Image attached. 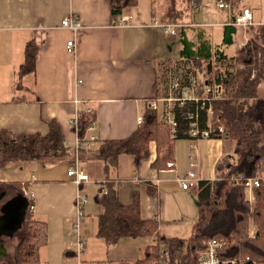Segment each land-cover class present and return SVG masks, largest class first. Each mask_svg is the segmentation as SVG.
Segmentation results:
<instances>
[{"label": "crops", "instance_id": "obj_1", "mask_svg": "<svg viewBox=\"0 0 264 264\" xmlns=\"http://www.w3.org/2000/svg\"><path fill=\"white\" fill-rule=\"evenodd\" d=\"M156 1L158 7L162 0ZM202 1L198 0V6L191 8L183 22L191 27L204 26L213 44L227 56L235 55L248 40L247 28L240 26L233 43L223 42L224 25L233 20L234 13L247 6L252 10L251 25L264 24V0H240L236 7L229 1L231 8H221L218 0H211L209 14H196ZM153 2L139 0L126 10L124 15L129 19L119 22L120 18L115 20L111 13L110 0H0V127L15 133H46L49 122L56 120L66 144L75 146L73 119L80 110L96 114L86 136H96L97 141L92 148L82 149L79 156L80 167L91 181L78 184L68 175L71 160L11 162L0 170V192H5L0 200L24 195L26 184L34 195L33 217L48 225V239L39 250V260L29 264H79L71 230L75 196L91 183L99 191L105 179L104 162L91 158V150L101 140L129 136L139 126L137 117L144 114L148 104L156 103L162 111L160 118L164 117L172 110L178 91L183 98L205 95V86L185 83L192 73L184 74L188 62L180 55L179 35L167 34L157 22ZM71 12L83 24L76 32L62 23ZM188 34L193 37L195 31L189 28ZM70 39L76 42L73 51L68 48ZM31 41L37 48L35 73H22L26 45ZM177 75L180 78L170 83ZM260 93L264 96V82ZM234 143L230 138L204 135L177 138L172 168L152 165L158 156L155 141L150 143L149 157L138 167L133 155L122 154L114 172L119 197L129 203L136 192L140 193L143 217H157L162 236L188 239L198 217V186L185 190L178 176L192 170L199 180L216 179L219 162L236 161ZM95 203L94 220L82 222L89 252L90 244L105 245L97 236L100 206ZM22 232L21 228L14 236L3 238L7 247L3 259L14 262ZM157 241L156 236L123 237L111 249L112 259L107 260L135 264L145 247Z\"/></svg>", "mask_w": 264, "mask_h": 264}, {"label": "trees", "instance_id": "obj_2", "mask_svg": "<svg viewBox=\"0 0 264 264\" xmlns=\"http://www.w3.org/2000/svg\"><path fill=\"white\" fill-rule=\"evenodd\" d=\"M138 1L110 0L111 13L114 18L117 17L115 20L137 5ZM227 1L236 7L240 0ZM153 3V15L158 17L160 24L178 26L182 44L180 55L188 62L184 66V74L192 73L185 83H195L193 78L198 76L203 78L205 85L214 89L205 90V95L197 98H183L182 92H177L171 110L177 121L174 132L167 120L163 119L168 113L160 118L158 108L151 103L146 105L142 123L129 136L101 140L91 150V158L104 162L103 181L109 188L104 194L100 193V188L95 197L100 206L97 236L104 240L108 251L126 236H156L158 243L146 246L143 256L135 264H154L162 256L160 244L166 249L164 257L167 264H197L198 252L206 248L211 238L223 241L219 252L223 259L249 257L248 264H254L252 261L257 260L260 263L255 264H264V178L258 173L264 159V96L260 93L264 82V24H249L246 27L247 42L235 55L227 56L219 45L213 44L204 26L191 27L183 22L191 8L198 6V0H162L158 7L156 0ZM240 12L234 13V17ZM240 26L233 20L225 24L223 42L233 43ZM189 28L195 31L193 37L188 34ZM36 50L34 42L27 43L22 73H35ZM210 108L212 116L209 115ZM95 121V112L80 110L74 126L78 136H86ZM193 123L201 131L210 129V137L233 139L236 161L219 162L216 179L199 180L196 198L198 217L193 222L191 236L188 239L169 238L160 234L157 217H143L140 193L136 192L129 203L121 201L114 172L122 154L133 155L138 167L149 157L152 141L156 142L158 150L152 165L169 167L168 163L174 159V140L201 135L190 134L195 127ZM220 126H223L225 133L219 130ZM82 152V148L66 144L56 120L49 122L46 133H15L0 127V170L11 162L29 160L58 162L64 159L75 162ZM239 173L262 177L260 185L254 189L256 197L253 202L246 187L233 177ZM2 187L0 184V190ZM18 187L22 188L21 184ZM152 192L153 189H150ZM252 218L258 226L255 237H251L248 231ZM22 229L14 263L38 262L39 250L48 239L47 222L34 218L33 211L28 207ZM10 263L7 259H0V264Z\"/></svg>", "mask_w": 264, "mask_h": 264}, {"label": "built area", "instance_id": "obj_3", "mask_svg": "<svg viewBox=\"0 0 264 264\" xmlns=\"http://www.w3.org/2000/svg\"><path fill=\"white\" fill-rule=\"evenodd\" d=\"M218 6L221 8H231V3L227 0H218ZM129 19L128 16L123 15L120 18L119 22H125ZM252 21V10L251 8L245 6L243 7V9L241 10V12L234 17L233 22H235L238 25L247 27L249 24H251ZM158 22V21H157ZM62 23L65 26L70 27L71 29H73L75 32L79 29H81L83 27L82 22L79 20V17L76 13L71 12L67 17L64 18V20L62 21ZM165 32L169 35H173L176 36L179 33V29L177 25H173V24H162ZM76 46V42L74 39H70L68 41V48L70 51H73L75 49ZM193 81L195 83H197V78H193ZM176 85H178V82L176 83ZM211 89H214L212 87L209 86H205V90L206 92L211 91ZM154 108H158L156 103L152 104ZM211 108L209 109V115L212 114L211 112ZM78 119V114L76 115V117L73 119V127L76 125ZM167 120V122L169 123V125L171 126V130L172 132L175 131L176 125H177V121L174 118V115L172 113V111L170 110L167 114V117L165 118ZM143 121V115H138L137 117V122L138 124L142 123ZM193 126H195L194 128H192L190 130V134L193 136H196L198 134L204 135V136H208L210 137V129H206L204 131H201L198 127H196V123L192 124ZM219 130L222 133H225L223 126H220ZM77 132V130H75ZM95 141H97L96 136H91V137H79L78 136V132H77V139L75 141V146L77 148H82V149H89L92 148V146L95 144ZM173 162H169L168 166L170 168L173 167ZM68 175L71 177H74V180L78 183V184H82L83 182H89L91 181V178L89 176V174L87 172H85L81 167H80V163H79V157L76 158L75 162L72 163V165L69 168L68 171ZM236 181H241L240 183H242L246 189L249 191L248 192V196L250 198V200L253 202L255 197H254V189L256 187H258L261 183L262 177L264 178V176H245L244 174H236L233 176ZM178 181L181 185V187L185 190L188 189H193L194 187L198 186L199 184V178L198 175L195 171H188L186 174H181L178 176ZM100 193L104 194L107 193L109 188L106 184L105 181L100 182ZM23 193L24 195L27 197L28 201H29V208L34 211L35 210V200H34V195L32 193V191L26 186H24L23 188ZM88 204V198L86 195L82 194L81 192L77 193V196L75 198V207H76V214L77 217L76 219L72 222L73 226L76 229V238L73 241V246H74V253L75 256L78 260L79 264H111L109 261L105 260V261H85L84 259H82L81 255L82 252L85 251L86 249V242L85 239L82 235V222L85 219V207ZM257 233V230L255 227L251 228L249 231V235L251 237H255ZM158 243V241L156 242V244ZM223 241L219 240L217 238H211L207 241V245L206 248L203 250H200L198 252V259H197V264H248V261L250 260V258H246L245 260L243 259H238V258H230V259H223L220 257L219 252L223 247ZM161 246V253L162 256L156 261L154 262V264H167V261L164 257L165 253H166V249L164 247L163 244H160ZM73 249V247H72ZM252 261V260H251ZM252 263H256L255 261H252Z\"/></svg>", "mask_w": 264, "mask_h": 264}, {"label": "rangeland", "instance_id": "obj_4", "mask_svg": "<svg viewBox=\"0 0 264 264\" xmlns=\"http://www.w3.org/2000/svg\"><path fill=\"white\" fill-rule=\"evenodd\" d=\"M245 2H247V0H244ZM210 2H211V4L213 3L211 0H203L202 2H201V9L200 10H198L197 12H196V14H199L200 12H203V11H206L208 14L211 12V10H212V5L210 4ZM211 15H213V13H211ZM248 27V26H247ZM179 74H181V71L179 72ZM178 78H180L179 77V75H177V76H173L172 78H171V81H170V83L172 82V81H174L175 79H178ZM197 83H199V87L201 88L202 86H207V85H205L204 84V81H203V78L202 77H199V80L197 81ZM175 92L173 91V94H174ZM162 111H161V108L159 109V113H161ZM163 119H165V118H163ZM234 153H235V143H234ZM264 160V159H263ZM61 161H64V159H61V160H59V162H61ZM66 161V160H65ZM232 162V163H234V161H232V160H229V159H227L226 160V162ZM230 162V163H231ZM259 173V175H261V176H264V162H261V165H260V172H258ZM193 191V190H192ZM97 192H98V190H97V186H96V184H93V183H91V184H88V185H86V191H83V193L82 194H84V195H86L87 196V198H88V204L86 205V207H85V212H86V215H85V220H87V221H92V220H94L93 218H94V215L97 213V205H96V203H95V196H96V194H97ZM193 194H194V192H193ZM76 196H77V194H76ZM76 196H75V198H76ZM256 197V196H255ZM252 207L254 208L255 207V205L252 203ZM35 213V212H34ZM76 217H77V214H76V211H75V215H74V218H73V220H72V222L76 219ZM253 227H255L256 229L258 228V226H257V224L256 223H254L253 222V218L250 220V224H249V229H248V231L251 229V228H253ZM71 230H72V232H73V237H74V240H75V238H76V229H75V227L73 226V224H72V228H71ZM83 231V230H82ZM86 241V240H85ZM104 242V241H103ZM105 243V242H104ZM86 244H87V247H88V244H89V241H88V243H87V241H86ZM90 252H89V250L86 248V251H84V252H82V255H81V257H82V259L84 258L86 261H88V262H91L92 261V259H94L95 261H105V260H107V259H109V258H111L112 259V257H111V249L113 248H111L109 251L107 250V247H106V244L104 245H97V244H94V245H91L90 244ZM90 253V254H89ZM122 254H124V253H122ZM125 254L127 255L126 257H128V254L126 253V249H125ZM87 257V258H86ZM122 258V257H121ZM247 258H249V257H247ZM104 259V260H103ZM243 260H245L246 258H242ZM107 261H109L111 264H116V263H113V262H111L110 260H107ZM129 262H122V261H119V263L118 264H128ZM256 263H260L258 260H257V262ZM262 264V263H261Z\"/></svg>", "mask_w": 264, "mask_h": 264}, {"label": "water", "instance_id": "obj_5", "mask_svg": "<svg viewBox=\"0 0 264 264\" xmlns=\"http://www.w3.org/2000/svg\"><path fill=\"white\" fill-rule=\"evenodd\" d=\"M4 195L5 192H0V199ZM28 206L29 201L27 197L20 193L9 202L8 208L5 205L1 209L4 212L0 211V259L5 258L7 253V247L5 242H3V237H12L23 228ZM11 264L15 263L12 262Z\"/></svg>", "mask_w": 264, "mask_h": 264}, {"label": "flooded vegetation", "instance_id": "obj_6", "mask_svg": "<svg viewBox=\"0 0 264 264\" xmlns=\"http://www.w3.org/2000/svg\"><path fill=\"white\" fill-rule=\"evenodd\" d=\"M2 201V202H1ZM11 200H9V199H3V200H0V211H2L1 209L6 205L7 207L6 208H8V205H9V202H10ZM7 210V209H6ZM2 212H4V211H2ZM2 214V213H1ZM4 238V237H3ZM3 242H5V240L3 239Z\"/></svg>", "mask_w": 264, "mask_h": 264}]
</instances>
